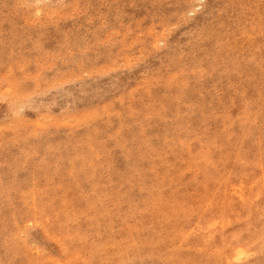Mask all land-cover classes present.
Wrapping results in <instances>:
<instances>
[{
  "label": "rangeland",
  "instance_id": "374dc122",
  "mask_svg": "<svg viewBox=\"0 0 264 264\" xmlns=\"http://www.w3.org/2000/svg\"><path fill=\"white\" fill-rule=\"evenodd\" d=\"M0 264H264V0H0Z\"/></svg>",
  "mask_w": 264,
  "mask_h": 264
}]
</instances>
